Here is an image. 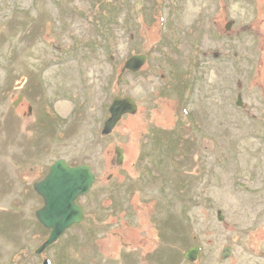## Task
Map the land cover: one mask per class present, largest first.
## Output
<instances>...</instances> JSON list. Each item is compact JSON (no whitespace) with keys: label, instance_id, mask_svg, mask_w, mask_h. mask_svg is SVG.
I'll return each instance as SVG.
<instances>
[{"label":"rangeland","instance_id":"1","mask_svg":"<svg viewBox=\"0 0 264 264\" xmlns=\"http://www.w3.org/2000/svg\"><path fill=\"white\" fill-rule=\"evenodd\" d=\"M116 97L138 111L102 136ZM59 160L96 181L38 255ZM46 260L264 264V0H0V264Z\"/></svg>","mask_w":264,"mask_h":264},{"label":"water","instance_id":"2","mask_svg":"<svg viewBox=\"0 0 264 264\" xmlns=\"http://www.w3.org/2000/svg\"><path fill=\"white\" fill-rule=\"evenodd\" d=\"M230 26L231 23L227 25V29H230ZM147 59L146 55H133L126 61L122 74L126 71L132 74L138 73ZM20 98L23 97L20 96ZM242 104L241 96H239L237 105L242 106ZM137 111L138 106L133 98L116 97L110 105V117L104 123L102 136L112 134L124 116L134 115ZM115 153L117 165L122 164L124 151L120 147H116ZM95 181L96 176L87 164L70 167L67 162L59 160L50 167L43 180L34 184L35 192L43 200V206L36 211L35 217L43 228L50 231L47 240L37 249L38 255L57 243L72 227L83 222L84 211L77 201L91 191ZM222 219V214L219 212V220ZM199 252L200 250L194 247L185 253V258L190 262H195ZM230 252V248L225 250L224 260ZM44 264H49V262L46 260Z\"/></svg>","mask_w":264,"mask_h":264},{"label":"flooded vegetation","instance_id":"3","mask_svg":"<svg viewBox=\"0 0 264 264\" xmlns=\"http://www.w3.org/2000/svg\"><path fill=\"white\" fill-rule=\"evenodd\" d=\"M68 164V163H67ZM69 165V164H68ZM70 167H73V166H71V165H69ZM75 167H77V166H75ZM43 180V179H42ZM37 183V182H36ZM35 184V183H34ZM34 184H33V189H34Z\"/></svg>","mask_w":264,"mask_h":264},{"label":"bare ground","instance_id":"4","mask_svg":"<svg viewBox=\"0 0 264 264\" xmlns=\"http://www.w3.org/2000/svg\"><path fill=\"white\" fill-rule=\"evenodd\" d=\"M65 106L64 105H61V108H64Z\"/></svg>","mask_w":264,"mask_h":264}]
</instances>
